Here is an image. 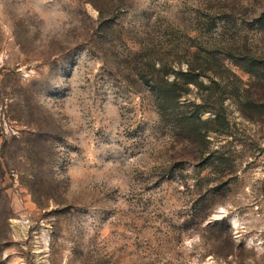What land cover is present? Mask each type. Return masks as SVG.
<instances>
[{
  "label": "rangeland",
  "instance_id": "obj_1",
  "mask_svg": "<svg viewBox=\"0 0 264 264\" xmlns=\"http://www.w3.org/2000/svg\"><path fill=\"white\" fill-rule=\"evenodd\" d=\"M112 1L0 0V264H264V0Z\"/></svg>",
  "mask_w": 264,
  "mask_h": 264
},
{
  "label": "trees",
  "instance_id": "obj_2",
  "mask_svg": "<svg viewBox=\"0 0 264 264\" xmlns=\"http://www.w3.org/2000/svg\"><path fill=\"white\" fill-rule=\"evenodd\" d=\"M87 2L91 3L99 12L100 17H104L105 13L108 10V12H112V9L115 8V5H113V8L108 9L112 7L113 1L111 0V5H109L110 2L108 0H86ZM193 76V71L190 70L187 73H183L180 75H177L174 81L170 82L169 79H162V83H159L156 87L157 90L160 92V97L162 99L163 104H169L168 106H173L181 97L180 90L182 89V86H189L190 84H193L192 79H188L184 82H182L183 78L191 77ZM198 77V76H197ZM162 84V85H161ZM199 115V112L196 113V115H189L184 116L182 120L183 126L193 133H199L195 129L196 120ZM205 137V136H204Z\"/></svg>",
  "mask_w": 264,
  "mask_h": 264
}]
</instances>
